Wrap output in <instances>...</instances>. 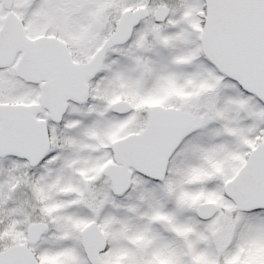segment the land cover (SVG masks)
Segmentation results:
<instances>
[{"label": "snow or ice", "instance_id": "obj_1", "mask_svg": "<svg viewBox=\"0 0 264 264\" xmlns=\"http://www.w3.org/2000/svg\"><path fill=\"white\" fill-rule=\"evenodd\" d=\"M0 264H264V0H0Z\"/></svg>", "mask_w": 264, "mask_h": 264}]
</instances>
